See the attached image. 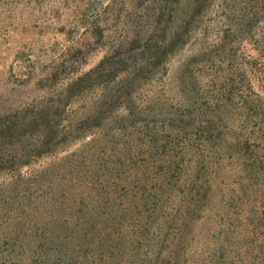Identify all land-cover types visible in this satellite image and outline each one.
<instances>
[{
    "label": "rangeland",
    "instance_id": "rangeland-1",
    "mask_svg": "<svg viewBox=\"0 0 264 264\" xmlns=\"http://www.w3.org/2000/svg\"><path fill=\"white\" fill-rule=\"evenodd\" d=\"M131 53L0 172V264H264V0H0V117Z\"/></svg>",
    "mask_w": 264,
    "mask_h": 264
},
{
    "label": "trees",
    "instance_id": "trees-1",
    "mask_svg": "<svg viewBox=\"0 0 264 264\" xmlns=\"http://www.w3.org/2000/svg\"><path fill=\"white\" fill-rule=\"evenodd\" d=\"M158 33L159 29L152 36V49H143L140 57L162 50L164 38L160 41L162 35ZM136 56L133 53L120 54L117 58L112 56V59H106L95 69L74 80L56 99L0 117V172L12 171L28 163L27 158L30 156L43 155L63 141L64 114L72 100L94 80L117 77L137 60ZM23 143L29 145L25 153L19 152V146Z\"/></svg>",
    "mask_w": 264,
    "mask_h": 264
}]
</instances>
